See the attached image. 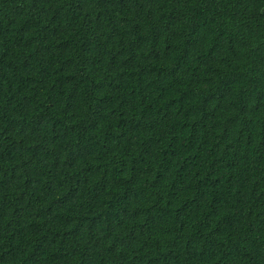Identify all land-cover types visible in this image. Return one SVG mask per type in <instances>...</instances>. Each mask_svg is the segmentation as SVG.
<instances>
[{
  "label": "trees",
  "instance_id": "trees-1",
  "mask_svg": "<svg viewBox=\"0 0 264 264\" xmlns=\"http://www.w3.org/2000/svg\"><path fill=\"white\" fill-rule=\"evenodd\" d=\"M0 264H264V0H0Z\"/></svg>",
  "mask_w": 264,
  "mask_h": 264
}]
</instances>
